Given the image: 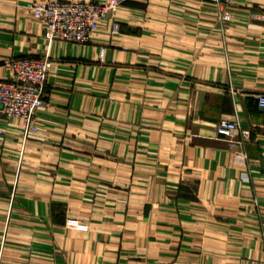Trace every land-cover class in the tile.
Masks as SVG:
<instances>
[{
    "label": "crops",
    "instance_id": "crops-1",
    "mask_svg": "<svg viewBox=\"0 0 264 264\" xmlns=\"http://www.w3.org/2000/svg\"><path fill=\"white\" fill-rule=\"evenodd\" d=\"M31 1L0 0V78L52 60L38 132L2 120L0 264H255L264 0H233L230 20L206 0H122L118 33L107 18L86 44L49 42ZM221 117L250 139L227 142Z\"/></svg>",
    "mask_w": 264,
    "mask_h": 264
},
{
    "label": "built area",
    "instance_id": "built-area-1",
    "mask_svg": "<svg viewBox=\"0 0 264 264\" xmlns=\"http://www.w3.org/2000/svg\"><path fill=\"white\" fill-rule=\"evenodd\" d=\"M216 7V14L222 20L232 18L233 0H206ZM122 0H34L28 6L32 16L39 21L45 38L63 40L76 44H86L99 30L101 22L111 19V34L119 31L118 23L111 18L120 8ZM254 14V13H253ZM264 17V14H256ZM105 48L100 49V58ZM9 76L0 78V134L4 132L3 119L16 118L20 121L24 134L39 130L37 112L44 105V82L50 73L52 60L48 56H22L7 60ZM258 105L264 108V94H257ZM216 131L224 135L230 144L249 140L250 127H243L236 119L221 117L216 123ZM70 225L83 227L75 219H68ZM255 264H264V254Z\"/></svg>",
    "mask_w": 264,
    "mask_h": 264
},
{
    "label": "rangeland",
    "instance_id": "rangeland-1",
    "mask_svg": "<svg viewBox=\"0 0 264 264\" xmlns=\"http://www.w3.org/2000/svg\"><path fill=\"white\" fill-rule=\"evenodd\" d=\"M34 1V0H33Z\"/></svg>",
    "mask_w": 264,
    "mask_h": 264
}]
</instances>
